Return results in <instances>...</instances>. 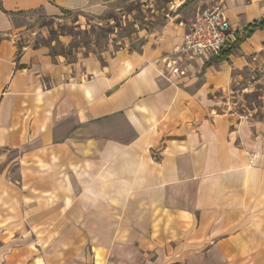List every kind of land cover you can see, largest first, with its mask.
Returning <instances> with one entry per match:
<instances>
[{
    "label": "crops",
    "instance_id": "obj_1",
    "mask_svg": "<svg viewBox=\"0 0 264 264\" xmlns=\"http://www.w3.org/2000/svg\"><path fill=\"white\" fill-rule=\"evenodd\" d=\"M113 1L0 0V150H70L87 171L91 157L105 163L124 151L135 193L128 219L138 223L129 236L142 238L130 251L140 264H264V119L221 109L246 59L233 51L203 64L179 52L190 25L178 18L113 52L77 50L74 60L21 40L30 14L100 15ZM222 2L241 35L264 18V0ZM243 36L242 56L264 46V27ZM8 200L0 222L10 219ZM12 254L2 244L0 264L27 262L23 248Z\"/></svg>",
    "mask_w": 264,
    "mask_h": 264
},
{
    "label": "rangeland",
    "instance_id": "obj_2",
    "mask_svg": "<svg viewBox=\"0 0 264 264\" xmlns=\"http://www.w3.org/2000/svg\"><path fill=\"white\" fill-rule=\"evenodd\" d=\"M218 5L225 12L222 0H115L100 15L70 12L53 19L30 14L22 19L21 40L48 47L52 53L67 55L72 49L67 58L74 60L77 50L113 52L135 44L145 30L172 18L190 25L200 9ZM233 31L235 38L225 50L232 48L247 63L232 69L221 109L239 118L264 119V46L242 56L238 45L243 35L251 34ZM224 51L209 60L225 59ZM237 63L243 64L241 60ZM71 151L75 153L74 148ZM31 153L0 150V179L9 184L0 189V199H19L18 204L7 201L10 219L0 222L6 229L0 234V246L9 244L10 256L26 250L25 264H140L141 254L130 251L142 238L129 236L132 225L137 228L138 223L128 219L135 193L130 192V162L125 152L117 159L108 156L105 163L91 157L88 171L81 157L69 156L70 150L67 158L51 149L37 156ZM153 160H161L159 150H154ZM54 213L57 218L50 220ZM53 251L55 257L50 258Z\"/></svg>",
    "mask_w": 264,
    "mask_h": 264
},
{
    "label": "built area",
    "instance_id": "obj_3",
    "mask_svg": "<svg viewBox=\"0 0 264 264\" xmlns=\"http://www.w3.org/2000/svg\"><path fill=\"white\" fill-rule=\"evenodd\" d=\"M234 35L232 24L219 5L205 7L196 13L179 52L204 64L212 57H221Z\"/></svg>",
    "mask_w": 264,
    "mask_h": 264
},
{
    "label": "trees",
    "instance_id": "obj_4",
    "mask_svg": "<svg viewBox=\"0 0 264 264\" xmlns=\"http://www.w3.org/2000/svg\"><path fill=\"white\" fill-rule=\"evenodd\" d=\"M264 27V18L262 20H260L259 22H255L254 24H250L246 27V31L249 34H252L255 30L259 29V28H263ZM78 45H72L71 48L77 47ZM79 47V46H78ZM72 51V49H71ZM69 52L67 55L64 54V52H53V54H64V56L68 57L69 54H71L72 52ZM233 52L232 48H229L227 50L224 51V57L225 59H228L229 55Z\"/></svg>",
    "mask_w": 264,
    "mask_h": 264
}]
</instances>
